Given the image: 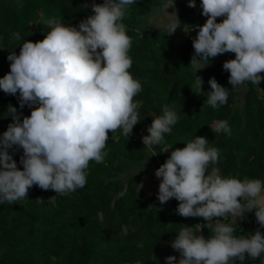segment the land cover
Listing matches in <instances>:
<instances>
[{
  "label": "clouds",
  "instance_id": "1",
  "mask_svg": "<svg viewBox=\"0 0 264 264\" xmlns=\"http://www.w3.org/2000/svg\"><path fill=\"white\" fill-rule=\"evenodd\" d=\"M136 2L92 3L94 14L77 26L49 18L46 26L50 30L42 41L26 40L19 44L18 55L11 51L7 56L10 71L0 78V90L10 96L18 94L19 108L27 106L31 113L21 119L22 112L11 104L7 107L6 116L12 123L0 135V204L27 199L34 185L61 196L85 187L90 161L101 164L107 155L108 133L122 130L129 138L140 123V102L134 97L142 85L129 72L132 40L122 23L128 6ZM196 6L195 0H189L188 7ZM164 7L169 8L167 4ZM200 8L207 19L194 28L198 32L192 40L194 54L189 65L195 72L196 90L202 92L203 85L196 73L209 64L210 58L225 53L235 54V59L223 63V70L230 73L232 90L248 82L259 86L264 80L259 75L264 73V0H201ZM218 18H223L222 22L217 23ZM179 24L165 27L172 34ZM13 38L21 40L19 33H13ZM208 84L211 91L206 104L218 110L227 104L229 90L214 77ZM178 119L174 107L165 105L163 114L155 116L147 128L148 135L142 137L143 145L152 151L164 141V134L171 133ZM215 132L231 135V128L226 120L219 121ZM185 145L172 150L155 171L161 181L157 200L163 205L175 199L179 202L176 214L203 218L211 236L206 239L200 234L203 228L196 231L194 226H184L170 244L180 254L178 264H244L246 259L260 258L264 234L257 229L248 237H237L233 224L237 218L244 219V213L255 210L256 222L264 228V181L221 176L214 166L219 150L209 147L205 137L196 136ZM20 149L23 170L9 154V150ZM36 201L44 202L42 198ZM229 217L231 223H225ZM97 218L102 223L103 212H98ZM127 234L128 227L122 226V235ZM176 260L175 256L165 258L166 264Z\"/></svg>",
  "mask_w": 264,
  "mask_h": 264
},
{
  "label": "trees",
  "instance_id": "2",
  "mask_svg": "<svg viewBox=\"0 0 264 264\" xmlns=\"http://www.w3.org/2000/svg\"><path fill=\"white\" fill-rule=\"evenodd\" d=\"M95 1L0 0V56L4 55L9 71L10 52L18 55L19 44L26 40L42 41L50 30L46 26L49 18L55 17L65 26H77L94 14L90 6ZM188 2L137 0L128 6L122 23L132 40L129 72L142 85V91L134 97V101L140 102V123L134 126L129 138L122 135V130L108 133L104 149L107 155L101 164L90 161L85 187L61 196L34 185L27 199L0 204V264H166L169 255L162 244L175 239L184 226H194L196 231L203 228L201 233L209 238L206 221L176 214L179 202L175 199L163 205L157 200L158 193L145 199L139 188L143 173L132 171L131 166L142 162L149 150L133 140V135L148 134L149 114L162 115L165 105L173 106L179 119L171 133L164 134V141L153 146L157 169L172 150L184 148L197 136L205 137L209 147L219 150L214 166L221 176L264 181V80L259 86L246 83L241 102L227 85L230 73L223 70V63L235 59V54L225 53L229 60L219 58L220 55L210 58L209 64L196 73L203 80L202 92L196 90L195 72L189 67L194 54L192 40L198 32L195 26H202L207 18L201 15V0H195V8L188 7ZM84 4L89 7L84 8ZM165 4L175 7L180 22L177 31L170 36L164 28L141 27L143 17ZM222 19L218 18L217 23ZM13 33H19L21 40H15ZM213 77L229 90L227 104L218 110L206 104L211 91L208 80ZM9 104L22 112L21 119L31 113L27 106L19 108L18 94L10 96L0 90V135L12 123L6 116ZM224 120L231 135L215 132L216 124ZM164 148L169 149L168 155L163 153ZM9 154L18 169L23 170L19 163L23 150H9ZM212 167L209 166V172ZM38 198L44 202L38 203ZM98 212L104 214L102 223ZM125 225L126 236L122 235ZM233 227L237 237H248L257 229L264 234V228L256 222L255 210L246 212L244 223ZM262 260L264 254L255 260L246 259L244 264H261Z\"/></svg>",
  "mask_w": 264,
  "mask_h": 264
},
{
  "label": "crops",
  "instance_id": "3",
  "mask_svg": "<svg viewBox=\"0 0 264 264\" xmlns=\"http://www.w3.org/2000/svg\"><path fill=\"white\" fill-rule=\"evenodd\" d=\"M92 3L102 4L100 2V0H96L95 2H92ZM168 7L169 8L168 9L165 8V10H167L168 12L171 11L172 14H173L174 21H176L177 19H176V16H175V7L173 5H171V6L168 5ZM163 14L164 13H163L162 8L152 9L148 13L147 16H145V17L142 18L141 27L148 26L150 28H164V29H166L163 25L162 26L160 25V21L162 20V18L164 16ZM150 17L153 18L152 21H157L156 23H158V24H155L154 22H151L150 23L149 22V18ZM176 22H178V21H176ZM178 29H179V27L176 29V31ZM168 34L170 35V32L169 31H168ZM8 72H9V68L5 64L4 55L1 54V56H0V78H3L4 75H6ZM259 75H261L262 77H264V73H260ZM227 85L232 90V86L228 83V80H227ZM246 90H247L246 89V86H242V87H240V88H238L236 90H232V91L235 92V93H237L238 96L241 97V99H242L243 96H244V94L246 93ZM149 116L151 118V123H152L153 119L155 118V115L149 114ZM167 149L168 148H164L163 149V153L166 154V155L169 154V149L168 150ZM165 150H167V151H165ZM152 156H153L152 151H149L148 150L147 156L145 157V159L142 162L137 163L138 165H137V167H135L136 168L135 170L141 171L143 173V177H142V180H141V183H140V185L142 184L143 187L140 188V186H139V188L143 191L144 196H145V199H148L151 195L158 193L159 183L161 182L155 176V171L157 170V167H156V163L157 162L156 163L154 162L155 164L153 163V157ZM201 219L203 220V218H201ZM216 219H220V218H214V221ZM231 220H232V218L229 217L227 220H225V223H231ZM244 221H245V213H244V219L237 218L236 225H242L244 223ZM233 226H234V224H233ZM200 234H202V233H200ZM203 236L205 237V235H203ZM173 240H170L168 242L163 243L162 244V248H163L164 252L167 255H169V256H175L177 258L175 264H178V261H179V258H180V254L178 252L174 251L171 248V246H170L171 241H173Z\"/></svg>",
  "mask_w": 264,
  "mask_h": 264
},
{
  "label": "rangeland",
  "instance_id": "4",
  "mask_svg": "<svg viewBox=\"0 0 264 264\" xmlns=\"http://www.w3.org/2000/svg\"><path fill=\"white\" fill-rule=\"evenodd\" d=\"M167 5H169V6H171L170 4H167ZM162 8V10H163V18H162V20L160 21V25L162 26H166V25H168V24H171V23H178V22H176V21H174V18H173V14H172V12L171 11H167V10H165V7L164 6H162L161 7ZM152 22H154L155 24H158V23H156L157 21H152ZM166 28V27H165ZM167 32H168V30H167V28L165 29ZM170 32V31H169ZM170 36H171V33H170ZM219 58H224V59H229V56H226V54H222V55H220L219 56ZM240 98V101L242 102V99H241V97H239ZM137 163H134L133 164V169H132V171H134L136 168L135 167H137ZM137 170H135V172H136Z\"/></svg>",
  "mask_w": 264,
  "mask_h": 264
},
{
  "label": "built area",
  "instance_id": "5",
  "mask_svg": "<svg viewBox=\"0 0 264 264\" xmlns=\"http://www.w3.org/2000/svg\"><path fill=\"white\" fill-rule=\"evenodd\" d=\"M146 135H148V134H143V133H139V134H134L133 135V140H135V141H139V142H141L142 143V137L143 136H146Z\"/></svg>",
  "mask_w": 264,
  "mask_h": 264
}]
</instances>
